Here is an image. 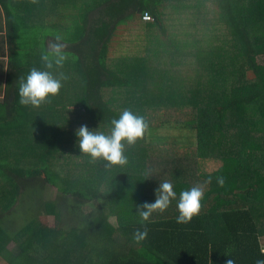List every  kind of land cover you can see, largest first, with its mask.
Segmentation results:
<instances>
[{"label":"trees","instance_id":"1","mask_svg":"<svg viewBox=\"0 0 264 264\" xmlns=\"http://www.w3.org/2000/svg\"><path fill=\"white\" fill-rule=\"evenodd\" d=\"M53 1L52 85L15 53L0 101V264H264V0L161 8L140 58L113 39L146 0Z\"/></svg>","mask_w":264,"mask_h":264},{"label":"crops","instance_id":"2","mask_svg":"<svg viewBox=\"0 0 264 264\" xmlns=\"http://www.w3.org/2000/svg\"><path fill=\"white\" fill-rule=\"evenodd\" d=\"M194 1L196 0H146V12L152 17V21L153 15L158 16L161 21V8L175 14H190V8L201 13L202 6L207 3L205 4V0H199V4ZM70 11V5H65L63 1L55 8L53 0H0V101L6 96L8 78L12 79L17 74L14 68L10 69L11 56L15 53L20 55L18 61L29 66V70L33 66L38 69L41 64L42 69L30 71L28 78L31 83L54 78V70L60 68L55 67L56 48L64 51L67 45L65 41L68 42L69 39L65 26L68 28ZM150 24L146 23L148 28ZM64 64L63 62L62 70ZM51 85L46 84L47 88ZM37 87H40L39 83Z\"/></svg>","mask_w":264,"mask_h":264},{"label":"rangeland","instance_id":"3","mask_svg":"<svg viewBox=\"0 0 264 264\" xmlns=\"http://www.w3.org/2000/svg\"><path fill=\"white\" fill-rule=\"evenodd\" d=\"M178 9H179V7H177V11H178ZM167 11H168V13H170L171 19L175 20L176 23H178V24H182V21L180 18L186 13L177 12L176 14L174 13V15H172L173 12L171 13V10L167 9ZM179 19H180V21H179ZM130 22H134V20H131ZM130 22L126 23V24L122 23L116 29V32L118 33V39L117 38L113 39V46H114V48L118 49V50H115V52L117 51L116 53L113 52L114 56H116V54H118L116 58L124 57V55L127 57H138V58L146 57V29H148V28L146 27V24H138L136 26H133L134 23L132 24ZM171 27H173V26H171ZM175 27L178 30V31H175V32L179 33L178 36H180V37L181 36H188L189 31H190L189 25L186 26L184 28V30H181L180 26L175 25ZM159 32H160L159 28L154 26V29L152 31L153 38L158 36ZM123 43H125V44H123ZM127 48H131V50H128V53L123 52V50L124 49L126 50ZM189 60H194V59H189ZM258 61L260 64H264V58L263 57H259ZM197 65H198V63H195L194 61L186 63V67H184V72H185L186 76H188V78L185 79L184 81H186L188 83L192 81V78H189V77H192V75H193L192 71L195 72V70L198 68ZM195 74H197V73L195 72L194 75ZM164 134L173 135V134H177V132L168 131V132H164ZM172 141H173L172 139H169L166 141V143L168 144V143H171ZM11 185L12 184L9 183V184H6L5 186L2 187V189L0 191V195L1 194H2V196L4 195L3 198L6 196L5 194L8 195V193L10 192ZM45 194L49 200H53L55 198L56 189L54 187H50V186L45 187ZM3 203H5V200H3ZM111 222H113L115 224L114 219H111Z\"/></svg>","mask_w":264,"mask_h":264},{"label":"built area","instance_id":"4","mask_svg":"<svg viewBox=\"0 0 264 264\" xmlns=\"http://www.w3.org/2000/svg\"><path fill=\"white\" fill-rule=\"evenodd\" d=\"M142 20H143L144 22H151V21H152V17H151L148 13H145V14H143V16H142Z\"/></svg>","mask_w":264,"mask_h":264}]
</instances>
